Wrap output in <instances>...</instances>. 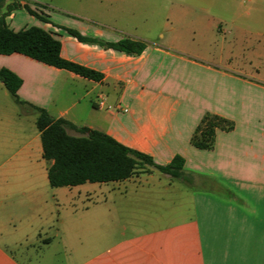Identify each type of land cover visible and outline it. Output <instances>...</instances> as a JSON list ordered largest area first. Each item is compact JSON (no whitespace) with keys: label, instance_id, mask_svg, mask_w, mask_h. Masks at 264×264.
Segmentation results:
<instances>
[{"label":"crops","instance_id":"1","mask_svg":"<svg viewBox=\"0 0 264 264\" xmlns=\"http://www.w3.org/2000/svg\"><path fill=\"white\" fill-rule=\"evenodd\" d=\"M13 1L0 0V16ZM106 1L61 13L19 0L45 19L25 7L5 18L14 30L51 32L64 58L103 77L0 54V68L22 79L24 102L0 80V264H264V0H199L213 8L172 10L166 21L162 11H136L135 0ZM67 28L147 47L128 54ZM33 106L160 165L179 154L192 182L152 169L52 187ZM208 112L234 128L217 130L214 148L202 149L191 137Z\"/></svg>","mask_w":264,"mask_h":264},{"label":"trees","instance_id":"2","mask_svg":"<svg viewBox=\"0 0 264 264\" xmlns=\"http://www.w3.org/2000/svg\"><path fill=\"white\" fill-rule=\"evenodd\" d=\"M25 7L31 14L45 19L29 5L14 0L0 16V54L22 53L38 61L58 68L67 69L81 76L101 80L103 74L77 62L64 58L62 44L51 32L39 26H29L20 30L12 29L5 18L12 10ZM80 41L97 43L128 54H140L147 42L141 39L122 38L108 42L84 36L79 31L67 28ZM0 80L20 103L18 89L21 77L9 68H0ZM37 111V127L41 133L43 157L52 161L48 167V178L52 187L74 186L87 182H111L128 179L134 175L158 169L173 178H180L191 184V174L184 170L185 159L181 155L173 157L166 165L157 164L147 153L132 149L113 136L88 127H77L65 118H55L46 109L33 106ZM73 128L81 135L68 132ZM234 122L214 113H206L197 125L191 142L202 149H212L217 130L229 131Z\"/></svg>","mask_w":264,"mask_h":264},{"label":"rangeland","instance_id":"3","mask_svg":"<svg viewBox=\"0 0 264 264\" xmlns=\"http://www.w3.org/2000/svg\"><path fill=\"white\" fill-rule=\"evenodd\" d=\"M30 4H39L44 3L49 5V10L52 12H61L68 10H75L79 6L82 1L86 0H26ZM247 5H253L254 3L251 1L245 0ZM106 2H109L108 0ZM202 7L204 8H213L212 6H208L206 3L201 4L199 0H150V2H145L141 0H135V9L136 11H148V10H159L162 11V20L166 21L167 15L172 10H184V11H194L199 10ZM76 13V12H75ZM33 26V25H32ZM163 32V30H162ZM159 35V34H158ZM81 207V204L78 205ZM66 213V208L61 207L60 213H57L59 219L62 218ZM56 229V225L52 227L49 235H54Z\"/></svg>","mask_w":264,"mask_h":264},{"label":"built area","instance_id":"4","mask_svg":"<svg viewBox=\"0 0 264 264\" xmlns=\"http://www.w3.org/2000/svg\"><path fill=\"white\" fill-rule=\"evenodd\" d=\"M98 104L102 106V105H104V101H103V100H99V101H98ZM126 110H127V109H125V111H126Z\"/></svg>","mask_w":264,"mask_h":264}]
</instances>
